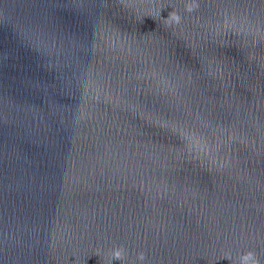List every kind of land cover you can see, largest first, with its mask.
Here are the masks:
<instances>
[{"label":"water","instance_id":"obj_1","mask_svg":"<svg viewBox=\"0 0 264 264\" xmlns=\"http://www.w3.org/2000/svg\"><path fill=\"white\" fill-rule=\"evenodd\" d=\"M119 244L264 264V0H0V264Z\"/></svg>","mask_w":264,"mask_h":264},{"label":"clouds","instance_id":"obj_2","mask_svg":"<svg viewBox=\"0 0 264 264\" xmlns=\"http://www.w3.org/2000/svg\"><path fill=\"white\" fill-rule=\"evenodd\" d=\"M188 10L191 11L190 8ZM180 20L181 17L174 10L169 13V16L166 19H164L168 26H171L172 24H179ZM127 256V249L124 247V245H114L108 250V264H112L113 260H119L120 264H126ZM222 258H228L231 261V264H259L254 251L240 253L236 261H233L231 256H225ZM145 259L146 255L143 251H140L136 254V261L140 262V264H143ZM132 264H136V262H132Z\"/></svg>","mask_w":264,"mask_h":264}]
</instances>
